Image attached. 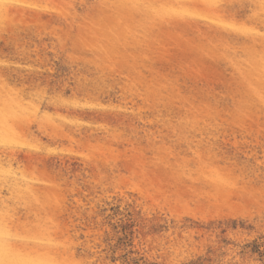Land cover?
Listing matches in <instances>:
<instances>
[{
    "label": "rangeland",
    "instance_id": "374dc122",
    "mask_svg": "<svg viewBox=\"0 0 264 264\" xmlns=\"http://www.w3.org/2000/svg\"><path fill=\"white\" fill-rule=\"evenodd\" d=\"M253 239L264 0H0V264H253Z\"/></svg>",
    "mask_w": 264,
    "mask_h": 264
},
{
    "label": "trees",
    "instance_id": "16d2710c",
    "mask_svg": "<svg viewBox=\"0 0 264 264\" xmlns=\"http://www.w3.org/2000/svg\"><path fill=\"white\" fill-rule=\"evenodd\" d=\"M208 252H211V250ZM239 254L243 260L253 262V264H264V242H260L259 239H253L242 246ZM212 262L210 257L199 256L195 262L190 264H212Z\"/></svg>",
    "mask_w": 264,
    "mask_h": 264
}]
</instances>
